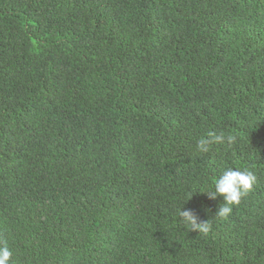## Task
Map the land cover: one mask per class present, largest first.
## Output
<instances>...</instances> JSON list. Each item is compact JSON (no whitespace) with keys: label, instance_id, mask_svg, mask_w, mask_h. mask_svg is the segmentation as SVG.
<instances>
[{"label":"trees","instance_id":"1","mask_svg":"<svg viewBox=\"0 0 264 264\" xmlns=\"http://www.w3.org/2000/svg\"><path fill=\"white\" fill-rule=\"evenodd\" d=\"M208 132L235 140L202 153ZM227 168L257 179L221 218L203 192ZM0 243L9 264H264V0H0Z\"/></svg>","mask_w":264,"mask_h":264},{"label":"clouds","instance_id":"2","mask_svg":"<svg viewBox=\"0 0 264 264\" xmlns=\"http://www.w3.org/2000/svg\"><path fill=\"white\" fill-rule=\"evenodd\" d=\"M227 142L232 143L235 140L233 135L225 133L208 132L206 136L197 141V149L202 153H207L213 144ZM255 174L250 170H239L234 168L225 169L215 180L214 190L203 192L209 199L215 200L217 197H223V203L219 206L216 215L221 218H227L233 211L232 206L238 205L241 199L246 196L256 182ZM199 192V191H196ZM191 194V198L194 193ZM189 201V200H188ZM179 219L191 228L193 232L207 233L210 225L207 221L200 220L199 215L191 209L184 206L178 211ZM12 251L6 243H0V264H9Z\"/></svg>","mask_w":264,"mask_h":264}]
</instances>
